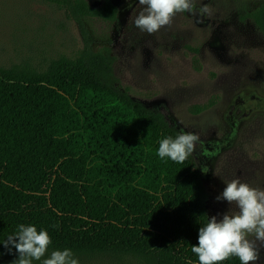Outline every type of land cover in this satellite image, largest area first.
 Segmentation results:
<instances>
[{
    "label": "trees",
    "instance_id": "obj_1",
    "mask_svg": "<svg viewBox=\"0 0 264 264\" xmlns=\"http://www.w3.org/2000/svg\"><path fill=\"white\" fill-rule=\"evenodd\" d=\"M54 1L82 28L119 16L114 0ZM243 19L264 37V0ZM114 63L87 39L45 70L0 68V264L18 259L4 242L20 224L48 231L44 258L71 249L79 264H199L191 248L210 218L200 166L194 154L183 163L158 156L160 141L180 131L132 97Z\"/></svg>",
    "mask_w": 264,
    "mask_h": 264
},
{
    "label": "rangeland",
    "instance_id": "obj_2",
    "mask_svg": "<svg viewBox=\"0 0 264 264\" xmlns=\"http://www.w3.org/2000/svg\"><path fill=\"white\" fill-rule=\"evenodd\" d=\"M260 2L195 0V14H177L171 26L149 35L133 23L143 7L138 0H114L115 23L91 20L84 28L54 0H0V68L27 62L42 71L52 60L74 57L87 39L109 51L115 76L136 101L199 136L193 154L201 171L209 168L202 171L208 213L222 218L236 211L216 200L226 182L238 178L264 189V37L243 19ZM204 6L210 14L201 16ZM212 100L213 107L194 113ZM256 264H264V247Z\"/></svg>",
    "mask_w": 264,
    "mask_h": 264
},
{
    "label": "clouds",
    "instance_id": "obj_3",
    "mask_svg": "<svg viewBox=\"0 0 264 264\" xmlns=\"http://www.w3.org/2000/svg\"><path fill=\"white\" fill-rule=\"evenodd\" d=\"M142 10L133 23L142 32L155 34L165 26H171L177 14L196 13L195 0H138ZM201 16L210 14L207 6L198 9ZM200 138L190 132H180L175 138L162 139L158 148L161 159L170 158L183 163L191 156ZM206 174L207 166L202 168ZM217 201L235 205L236 211L208 218L199 229L198 245L191 251L198 257L199 264H220L231 257H238L240 264H256L264 247V189L253 187L240 179L226 182ZM52 244V238L45 229L37 230L34 225L20 224L17 232L10 235L4 247L13 248L19 254L13 264H79L71 249L54 250L44 258ZM43 258V259H42ZM191 264V261H189Z\"/></svg>",
    "mask_w": 264,
    "mask_h": 264
},
{
    "label": "flooded vegetation",
    "instance_id": "obj_4",
    "mask_svg": "<svg viewBox=\"0 0 264 264\" xmlns=\"http://www.w3.org/2000/svg\"><path fill=\"white\" fill-rule=\"evenodd\" d=\"M104 1V0H103Z\"/></svg>",
    "mask_w": 264,
    "mask_h": 264
}]
</instances>
